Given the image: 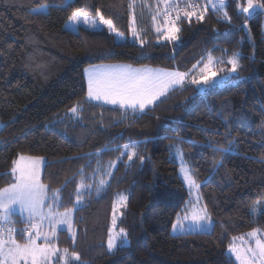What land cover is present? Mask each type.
<instances>
[{
	"label": "trees",
	"instance_id": "obj_1",
	"mask_svg": "<svg viewBox=\"0 0 264 264\" xmlns=\"http://www.w3.org/2000/svg\"><path fill=\"white\" fill-rule=\"evenodd\" d=\"M133 1L0 0V188L12 182L18 156L45 158L41 181L49 197L59 190L58 211L74 212L75 239L60 230L56 241L81 257L70 264H237L227 253L233 238L253 229L264 233V9L246 19L237 9L245 1L226 0L230 23L208 8L202 21L181 14L178 40L163 39L152 20L134 39L130 20L139 11ZM41 5L46 14L31 11ZM77 10L100 12L126 40L117 42L108 28L67 30ZM238 53L232 84L200 92L188 82L144 112L87 100L89 66L187 71L209 54L223 60ZM229 141L231 150L222 153ZM176 144L194 168L209 232L170 233L188 196L171 156ZM82 177L92 187L77 203ZM101 179L107 184L97 194ZM122 191L128 201L120 226L130 244L110 251L111 215Z\"/></svg>",
	"mask_w": 264,
	"mask_h": 264
},
{
	"label": "snow or ice",
	"instance_id": "obj_2",
	"mask_svg": "<svg viewBox=\"0 0 264 264\" xmlns=\"http://www.w3.org/2000/svg\"><path fill=\"white\" fill-rule=\"evenodd\" d=\"M164 4L162 10L158 9L156 14L152 16L154 22L157 17H163V24L157 23L156 32L161 34L168 41L178 40L177 33L180 28L177 21L183 18L191 19L195 17L197 21H202L203 13L206 12L207 5L201 9L199 0H160ZM217 15H221L229 23L231 18L227 12L226 0H207ZM132 7V5H129ZM47 5H41L39 8L31 11L36 14H46ZM239 13L245 14V18L251 16L258 9H264V3L258 0H246V3H237ZM175 12V17L172 13ZM99 21L89 18L82 11H74L68 18L73 26L81 23L91 28H96L98 24L107 25L108 29L116 32L111 19H106L100 12L96 14ZM135 21L133 20V25ZM247 27V25H243ZM68 27V25H66ZM117 36L121 34L116 32ZM132 34L139 39L136 28L132 27ZM227 63L230 68L217 67ZM200 62L193 65L192 70L181 72L179 70L165 71L162 69H151L147 67L132 68L130 65H106L85 69L87 76V97L95 101H103L105 104L119 105L121 109H132L133 111L144 112L150 105H154L161 97H166L170 91H175L178 87H183L186 80L190 79L192 84L202 85L198 91L206 92L207 89L221 86L228 81V74L238 72L240 68L239 54L224 60H215L210 54L203 66H199ZM217 71L226 73L219 80L215 79ZM196 72V75H193ZM162 102V101H161ZM71 111L76 114L77 108L73 107ZM232 141H229V148H221L222 153L231 150ZM211 146V145H210ZM125 149L129 145L124 146ZM215 150V149H214ZM176 151L182 154V149L178 146ZM135 153L128 155V160H132ZM45 162L40 157H30L25 155L18 156L13 160L11 168L12 182L0 188V264H51L52 258L56 257V264L62 260L64 264H70L72 261L79 262L81 257L75 252H69L65 248L60 251L56 247L58 240V229L60 226L66 225L67 229H72V213L73 209H65L59 212L60 191L55 190L49 197L48 187L41 181V167ZM217 164L222 162L217 161ZM114 166V165H113ZM185 182L192 188L198 189L200 185L191 172L182 167L181 169ZM107 181L101 179L96 185L97 194H99L106 186ZM92 185H86L85 179L82 177L77 187L76 199L80 203L85 191L90 189ZM127 196L121 194L117 197L116 203L113 205V227L116 224L117 207L126 206ZM19 211L23 217V223L27 225L20 230L17 238V230L14 226L5 227L4 225H13L12 217ZM183 217L178 216L176 223L172 225L174 233L179 231L192 230H208L211 227V216L207 212V207L196 208L192 210L185 209ZM184 221H190L191 227L186 228ZM122 238V245L128 243L126 233L120 229L118 234ZM118 237L112 234L110 229L108 239V249L111 251L115 248L116 239ZM248 238L254 241V247H247L241 250L235 246V243L229 245V253L235 255V259L239 264H264V237L259 235L258 229H253L248 234ZM75 239V233H73ZM237 238H233L235 241ZM242 241L244 238H240ZM59 254V255H58Z\"/></svg>",
	"mask_w": 264,
	"mask_h": 264
},
{
	"label": "rangeland",
	"instance_id": "obj_3",
	"mask_svg": "<svg viewBox=\"0 0 264 264\" xmlns=\"http://www.w3.org/2000/svg\"><path fill=\"white\" fill-rule=\"evenodd\" d=\"M139 1V0H138ZM181 0H177V2L179 3ZM199 1H203V2H199L200 4H205V5H207V9L209 8V9H211V11H213L212 10V8H211V6L209 5V4H207V0H199ZM243 1H245V3H246V0H243ZM139 3V2H138ZM137 3V4H138ZM139 5V4H138ZM259 10V9H258ZM139 12H140V14H139V12H137L136 14H133V17L131 16V20H130V25H131V32H132V27L134 26L135 28H136V31H137V33H138V35H140L141 34V24H143L145 21H148V22H150L151 20V22H154L153 21V19H152V16L154 15V5L152 4V5H145V6H142L141 7V9L140 10H138ZM214 12V11H213ZM83 14H85L84 12H82ZM144 13H146V14H144ZM174 14H176L175 12H173L172 13V16L174 15ZM85 15H87L89 18H91V19H95V20H97V22L99 21V17L98 16H91V15H88V14H85ZM133 20L135 21V23H134V25H133ZM150 20V21H149ZM66 25H68V27H66ZM155 25H157V24H155ZM86 28V29H89V30H100V29H102V28H108L107 27V25H100V24H98V26L96 27V28H91V27H89V26H87V25H84L83 23H81L80 25H78V26H73V25H71L70 24V22H69V20L66 22V24H65V28L67 29V30H70V31H74V32H76V31H78L80 28ZM112 32V31H111ZM116 32H119L118 30H116ZM116 32H112L115 36H116V40H117V42H124L125 40H126V36L125 35H123L122 33H120L121 35L120 36H117V34H116ZM131 37L132 38H134V39H137L136 37H134L133 36V34L131 35ZM162 38H163V36H162ZM164 39V38H163ZM239 54V53H238ZM215 60H220L219 58H216V57H213ZM227 59H229V58H226V59H223V60H225V62L227 61ZM207 60V59H206ZM206 60H204V61H202V62H200V64H199V66L200 67H202L203 66V63H205L206 62ZM114 65H130V64H123V63H116V64H114ZM132 68H143V67H147V68H151V69H162V70H165V71H173V70H178L177 68H175V69H171V68H161V67H152V66H135V65H130ZM95 66H89L88 68H94ZM96 67H101V66H96ZM217 67H225V68H230L231 67V65H228V64H224V65H218ZM88 68H86V69H88ZM193 68V67H192ZM192 68L191 69H189V70H187V71H183V70H179V71H181V72H188V71H190V70H192ZM84 72H85V70H84ZM197 73L196 72H193V75H196ZM221 74H224V75H221ZM232 74H234V73H230V74H228V78L232 75ZM226 75V73H223V72H219V71H217V76L215 77V79H217V80H219L221 77H223V76H225ZM188 82H190V79H188V80H186L185 81V83H184V85L186 84V83H188ZM234 81H227L226 83H224L223 85H221V86H227V85H230V84H232ZM191 83V82H190ZM198 87H203L202 85H197ZM220 86V87H221ZM217 87H219V86H217ZM179 88V87H178ZM209 89H211V88H209ZM161 98H163V97H161ZM157 102V101H156ZM101 105H106V106H111V107H114V108H120L119 107V105H112V104H105L103 101H102V103H100ZM152 105H150V106H148V108L149 107H151ZM121 109V108H120ZM147 109V108H146ZM145 109V110H146ZM125 110V109H124ZM128 110H132V109H128ZM0 125L2 126V123H1V121H0ZM1 126H0V128H1ZM179 147V148H181L182 149V147H181V145L180 144H176V145H174L172 148H171V156H172V158H174V160L177 162V164H178V175H179V177H180V179H181V181L183 182V184H184V186H185V188H186V191L188 192V196H187V198H186V202H185V205H184V207H183V209L176 215V217H175V219H174V222L172 223V225L174 224V223H176V221H177V218H178V216H180V217H183L185 214H187L186 212H185V209H188L189 211H191L192 210V208H193V206H195L196 208H201V207H203L204 206V203H203V201H202V197H201V192H200V187L198 188V189H196V188H192V187H190L186 182H185V180H184V177H183V173H182V171H181V169H182V167H185V168H187L190 172H191V174L194 176V178L196 179V177H195V173H194V168H193V166H192V164L188 161V160H186V157H185V154H184V151H183V149H182V154L181 153H178L177 151H176V147ZM40 158H43V157H40ZM43 161L45 162V158H43ZM45 164V163H44ZM44 164L42 165V167H41V173H42V171H43V167H44ZM196 182H197V179H196ZM198 183V182H197ZM121 194H123V195H125V196H127V198H128V192H126V191H122V192H120L117 196H116V199H115V201H114V204L116 203V201H117V197L119 196V195H121ZM127 201H128V199H127ZM127 201H126V204H127ZM125 207L126 206H124V207H117V211H116V224H115V227H113V223H112V220H113V211H112V215H111V227H110V229H111V231H112V234L114 235V236H117L118 238L116 239V247L115 248H113L111 251H114L117 247H119V246H123L122 245V238H120L119 236H118V234H119V232H120V229H123L121 226H120V220H121V217H122V214H123V211H124V209H125ZM261 208H263L262 207V205H261V203H260V205H258V207H256L255 209H254V213L257 215V214H259V212H260V210H261ZM17 213H19V211H17ZM74 213V212H73ZM73 213H72V229H71V231H69L68 229H67V226L66 225H62V226H60V229H62V230H67L68 231V233L71 235V236H73V233H74V228H73ZM20 214V213H19ZM14 217L16 218V216L14 215ZM212 221V220H211ZM184 224H185V226H186V228H190L191 227V222L190 221H184ZM211 229H212V223H211V227H210V229H208V230H192V231H177L176 233H174L173 232V230H172V226H171V228H170V233L171 234H173V235H179V234H185V233H190V232H198V231H200V232H203V231H211ZM124 230V229H123ZM259 230V229H258ZM58 231H59V229H58ZM250 232H252V231H249V232H246V233H244V234H242V235H240V236H238V237H236L237 239L234 241H232V243L230 244V245H232L233 243H235V246L236 247H238V248H240L241 250H243L244 248H247V247H254L255 245H254V241H251V240H249V238H248V234L250 233ZM124 233H126V239H127V241H128V243L126 244V245H129L130 244V241H129V239L127 238V232L124 230ZM259 235H261L262 237H264V233L261 231V230H259ZM240 238H244V240L242 241ZM58 248V247H57ZM59 249V248H58ZM61 252H62V250H60ZM227 253L230 255V256H232L233 258H234V260L236 261V263L237 264H239V262L235 259V255H233V254H230L229 253V246H228V249H227ZM59 255V254H58ZM56 257H53L52 258V262H51V264H56ZM59 264H64V262L61 260L60 262H59Z\"/></svg>",
	"mask_w": 264,
	"mask_h": 264
},
{
	"label": "crops",
	"instance_id": "obj_4",
	"mask_svg": "<svg viewBox=\"0 0 264 264\" xmlns=\"http://www.w3.org/2000/svg\"><path fill=\"white\" fill-rule=\"evenodd\" d=\"M67 1H71V0H67ZM139 2V3H138ZM139 5H138V4ZM154 5V15L156 14V12H157V10L158 9H160V10H162L163 8H164V4L163 3H161L160 2V0H134L133 1V7L135 8V10H140L141 9V7L142 6H145V5ZM144 14H146V13H144ZM157 23H159V24H163V17L162 16H159V17H157V21L156 22H154V26H155V30H156V26L157 25H155V24H157ZM143 30V29H142ZM159 34V33H158ZM131 35H132V33H131ZM132 38V37H131ZM114 64H116V63H103V64H97L98 66H106V65H114ZM97 65H94L95 67L97 66ZM88 68V67H87ZM84 75H85V79H86V84H87V76H86V74H85V72H84ZM87 100L88 101H90L89 99H88V97H87ZM90 102H93V103H97V104H100V103H102V101H95V100H91ZM1 126V125H0ZM41 175H42V173H41ZM15 216H17L20 220H22L23 221V217L21 216V214H19V213H16L15 214ZM60 231V230H59ZM58 231V232H59ZM57 235H58V233H57ZM56 247H57V245H56ZM56 262V261H55Z\"/></svg>",
	"mask_w": 264,
	"mask_h": 264
},
{
	"label": "built area",
	"instance_id": "obj_5",
	"mask_svg": "<svg viewBox=\"0 0 264 264\" xmlns=\"http://www.w3.org/2000/svg\"><path fill=\"white\" fill-rule=\"evenodd\" d=\"M205 6H206L205 4H203V3L200 4V3H199V7H200L201 9H203ZM4 226H5L6 228L9 227V226H14L15 229L17 230V236H19L20 230H22V229H24L25 227H27V225H26V226L20 228V227H17L16 225H14V224H13V225H4Z\"/></svg>",
	"mask_w": 264,
	"mask_h": 264
}]
</instances>
